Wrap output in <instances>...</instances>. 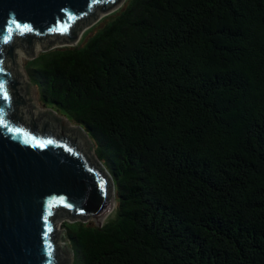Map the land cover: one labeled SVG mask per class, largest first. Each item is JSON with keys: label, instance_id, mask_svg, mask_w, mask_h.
Listing matches in <instances>:
<instances>
[{"label": "trees", "instance_id": "1", "mask_svg": "<svg viewBox=\"0 0 264 264\" xmlns=\"http://www.w3.org/2000/svg\"><path fill=\"white\" fill-rule=\"evenodd\" d=\"M34 60L116 194L65 221L79 264H264V0H124Z\"/></svg>", "mask_w": 264, "mask_h": 264}, {"label": "water", "instance_id": "2", "mask_svg": "<svg viewBox=\"0 0 264 264\" xmlns=\"http://www.w3.org/2000/svg\"><path fill=\"white\" fill-rule=\"evenodd\" d=\"M121 1L0 0V39L16 27L13 20L39 31L29 41L19 36L0 58L8 93L5 100L0 90V264H71L60 222L81 215L102 225L113 207L112 179L93 141L81 125L38 106L22 58L77 43L83 29ZM63 210L70 217L58 215Z\"/></svg>", "mask_w": 264, "mask_h": 264}, {"label": "rangeland", "instance_id": "3", "mask_svg": "<svg viewBox=\"0 0 264 264\" xmlns=\"http://www.w3.org/2000/svg\"><path fill=\"white\" fill-rule=\"evenodd\" d=\"M124 1V0H123ZM121 1V3L123 2ZM121 3L115 7V8H118ZM109 13V12H108ZM107 12L104 13L103 15H101L97 20H95L93 23H91L89 26H87L85 29H83V31L81 32L79 38L77 41H79V39H81V37L83 36L84 32L86 29H88L89 27H91L92 25H94L99 19H101L104 15L108 14ZM60 45H63V44H60ZM51 48V47H50ZM50 48H47V49H50ZM47 49H40L36 52V54L33 56V57H23L22 58V64H23V70H24V73L27 77V79L29 80V82L32 84V86L34 87V90H35V94H36V102L38 104V106L42 109H47V110H50L54 113H56L58 116H60L61 118H63L64 120H66L67 122L71 123L72 125L78 127L79 124H77L76 122H74V120L72 119H69L68 117H66L65 115H62V113L58 112L56 110V108H53L52 104L51 103H46L43 101L42 99V96L41 94L39 93L37 87H38V82H37V76H38V73L37 71L35 70V68L38 66V62L34 60V58H36L38 56V54L43 51V50H47ZM65 117V118H64ZM90 141V140H89ZM93 150V149H92ZM95 150V148H94ZM94 153V152H93ZM94 156L96 157V155L94 154ZM97 161H98V158L96 157ZM99 162V161H98ZM100 164V162H99ZM101 165V164H100ZM101 167L104 169V167L101 165ZM106 172V171H105ZM107 173V172H106ZM109 176V175H108ZM113 198H115V204H116V194H115V191H114V188H113ZM115 208V205L113 207L112 210H110V212L106 215L105 219L103 221H105L107 219V217L109 216V214L112 213V211L114 210ZM69 219H65V220H62L60 222V230L63 234V236H65V239H66V242H67V245L68 247H71L69 244V242H72L70 239L68 240L67 236H66V229H65V221H67ZM88 220V219H87ZM93 220V219H92ZM73 223H75L77 220H69ZM95 221V220H94ZM73 248V247H71ZM73 250V249H72ZM70 253H71V249H70ZM71 264H79V257L76 255V260L74 258V251H73V255L71 253Z\"/></svg>", "mask_w": 264, "mask_h": 264}, {"label": "snow or ice", "instance_id": "4", "mask_svg": "<svg viewBox=\"0 0 264 264\" xmlns=\"http://www.w3.org/2000/svg\"><path fill=\"white\" fill-rule=\"evenodd\" d=\"M13 24H15V26L17 28H22L23 30H26L28 32H31L33 30L32 27L29 24H26V23L25 24H21V23L17 22L16 20H13ZM8 31L11 32V28H9ZM2 71H3V69L0 68V72H2ZM4 89H5V84L0 82V90H4ZM3 98L5 100L8 99V93H7L6 90L3 91ZM2 123H4V121H3L2 118H0V124H2ZM49 143H51V141H49ZM69 207H71V205H69Z\"/></svg>", "mask_w": 264, "mask_h": 264}, {"label": "bare ground", "instance_id": "5", "mask_svg": "<svg viewBox=\"0 0 264 264\" xmlns=\"http://www.w3.org/2000/svg\"><path fill=\"white\" fill-rule=\"evenodd\" d=\"M114 205H115V202H114V200H113V207H114ZM113 207L111 208V210L113 209ZM106 217V216H105ZM105 217L102 219V221L105 219Z\"/></svg>", "mask_w": 264, "mask_h": 264}]
</instances>
